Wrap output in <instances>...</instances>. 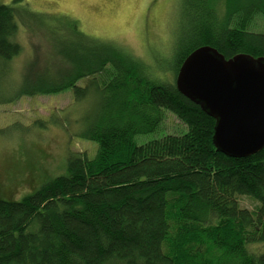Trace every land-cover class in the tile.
Returning <instances> with one entry per match:
<instances>
[{
    "label": "trees",
    "instance_id": "1",
    "mask_svg": "<svg viewBox=\"0 0 264 264\" xmlns=\"http://www.w3.org/2000/svg\"><path fill=\"white\" fill-rule=\"evenodd\" d=\"M20 1L0 3V69L22 53L19 24L40 26L45 48L38 67L33 50L15 97L71 89L76 102L94 92L103 103L84 133L92 155L68 152L65 174L0 199V264H264V146L245 157L217 150L214 118L174 83L202 45L226 59L264 56V0L181 1L172 82L76 20L12 6ZM166 110L187 130L137 145Z\"/></svg>",
    "mask_w": 264,
    "mask_h": 264
},
{
    "label": "rangeland",
    "instance_id": "2",
    "mask_svg": "<svg viewBox=\"0 0 264 264\" xmlns=\"http://www.w3.org/2000/svg\"><path fill=\"white\" fill-rule=\"evenodd\" d=\"M181 1L21 0L12 6L20 9L26 3L31 11L74 19L85 34L124 48L143 61L152 76L172 82L174 48L179 23L182 25L183 21ZM11 2L0 0L3 4ZM48 25L54 28L57 22L48 21ZM28 28L19 24L16 39L22 53L7 69H0V199L4 200H19L41 184L65 174L68 152L92 155L97 147L96 142L84 137L101 113L103 102L94 92L79 102L73 100L71 89L15 97L21 85V72L33 50L35 66L44 60L42 28L34 27L37 31ZM78 83L85 85L86 81ZM162 113V121L154 131L135 135L137 145L187 130L173 113L167 110ZM239 203L247 208L255 204L246 196L240 197Z\"/></svg>",
    "mask_w": 264,
    "mask_h": 264
},
{
    "label": "water",
    "instance_id": "3",
    "mask_svg": "<svg viewBox=\"0 0 264 264\" xmlns=\"http://www.w3.org/2000/svg\"><path fill=\"white\" fill-rule=\"evenodd\" d=\"M174 83L214 118L217 150L245 157L264 146V56L236 54L226 59L202 45L182 61Z\"/></svg>",
    "mask_w": 264,
    "mask_h": 264
}]
</instances>
